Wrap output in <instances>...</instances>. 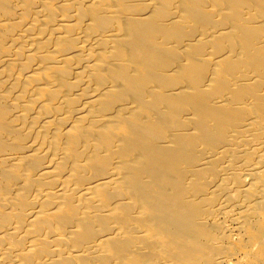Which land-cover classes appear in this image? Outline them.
Wrapping results in <instances>:
<instances>
[{
	"label": "bare ground",
	"instance_id": "obj_1",
	"mask_svg": "<svg viewBox=\"0 0 264 264\" xmlns=\"http://www.w3.org/2000/svg\"><path fill=\"white\" fill-rule=\"evenodd\" d=\"M0 264H264V0H0Z\"/></svg>",
	"mask_w": 264,
	"mask_h": 264
}]
</instances>
